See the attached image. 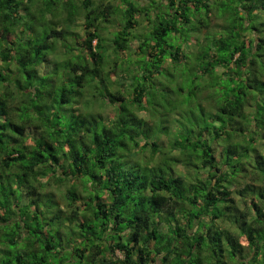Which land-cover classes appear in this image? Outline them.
I'll use <instances>...</instances> for the list:
<instances>
[{
  "label": "clouds",
  "instance_id": "1",
  "mask_svg": "<svg viewBox=\"0 0 264 264\" xmlns=\"http://www.w3.org/2000/svg\"><path fill=\"white\" fill-rule=\"evenodd\" d=\"M0 264H264V0H0Z\"/></svg>",
  "mask_w": 264,
  "mask_h": 264
}]
</instances>
